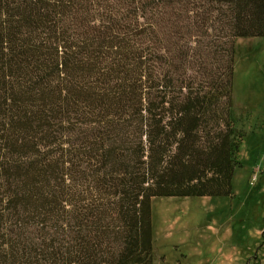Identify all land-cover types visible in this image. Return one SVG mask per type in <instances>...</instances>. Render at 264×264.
<instances>
[{
  "label": "trees",
  "instance_id": "obj_1",
  "mask_svg": "<svg viewBox=\"0 0 264 264\" xmlns=\"http://www.w3.org/2000/svg\"><path fill=\"white\" fill-rule=\"evenodd\" d=\"M259 37L264 0H0V264H152L154 199L231 195Z\"/></svg>",
  "mask_w": 264,
  "mask_h": 264
},
{
  "label": "rangeland",
  "instance_id": "obj_2",
  "mask_svg": "<svg viewBox=\"0 0 264 264\" xmlns=\"http://www.w3.org/2000/svg\"><path fill=\"white\" fill-rule=\"evenodd\" d=\"M231 195L151 203L152 264H264V37L233 45Z\"/></svg>",
  "mask_w": 264,
  "mask_h": 264
}]
</instances>
